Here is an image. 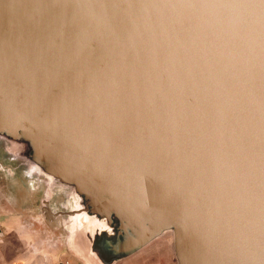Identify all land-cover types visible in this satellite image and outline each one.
Wrapping results in <instances>:
<instances>
[{
    "label": "water",
    "instance_id": "obj_1",
    "mask_svg": "<svg viewBox=\"0 0 264 264\" xmlns=\"http://www.w3.org/2000/svg\"><path fill=\"white\" fill-rule=\"evenodd\" d=\"M0 134L100 264H264V0H0Z\"/></svg>",
    "mask_w": 264,
    "mask_h": 264
},
{
    "label": "rangeland",
    "instance_id": "obj_2",
    "mask_svg": "<svg viewBox=\"0 0 264 264\" xmlns=\"http://www.w3.org/2000/svg\"><path fill=\"white\" fill-rule=\"evenodd\" d=\"M25 150L0 138V258L4 264H100L87 240L74 237L76 208L69 189L48 175L29 172ZM50 208L52 218L45 208ZM81 239V240H80ZM114 264H178L174 237L166 232L129 258Z\"/></svg>",
    "mask_w": 264,
    "mask_h": 264
},
{
    "label": "bare ground",
    "instance_id": "obj_3",
    "mask_svg": "<svg viewBox=\"0 0 264 264\" xmlns=\"http://www.w3.org/2000/svg\"><path fill=\"white\" fill-rule=\"evenodd\" d=\"M3 137H5V136H3V135H1L0 134V138H3ZM6 139H8L9 141H11V138H9V137H5ZM24 138H21L20 140H17V141H13V143H12V141H11V144H12V148H14V149H18V148H21V145L23 144V143H25V141L23 140ZM32 163V165L30 164V168H29V172H31L32 174L33 173H41V174H44L42 171H41V168H39V166H37L35 163H33V162H31ZM49 179H50V177H48ZM49 183H50V185H52L53 184V182L50 180L49 181ZM75 207H76V203H75V205H74ZM73 210H76V208H74ZM72 218H73V221H72V228L74 229L75 228V224H76V217H73L72 216Z\"/></svg>",
    "mask_w": 264,
    "mask_h": 264
},
{
    "label": "built area",
    "instance_id": "obj_4",
    "mask_svg": "<svg viewBox=\"0 0 264 264\" xmlns=\"http://www.w3.org/2000/svg\"><path fill=\"white\" fill-rule=\"evenodd\" d=\"M0 264H4L1 258H0Z\"/></svg>",
    "mask_w": 264,
    "mask_h": 264
}]
</instances>
